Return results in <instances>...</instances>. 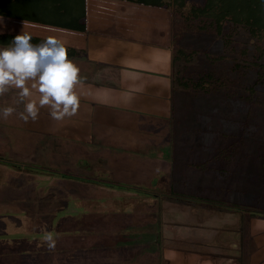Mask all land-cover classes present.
Segmentation results:
<instances>
[{"label": "rangeland", "instance_id": "rangeland-1", "mask_svg": "<svg viewBox=\"0 0 264 264\" xmlns=\"http://www.w3.org/2000/svg\"><path fill=\"white\" fill-rule=\"evenodd\" d=\"M203 1L185 0L182 13ZM51 3L46 1L47 9ZM165 10L172 48L195 52L182 73L197 78L211 70L210 94L175 86L170 115L157 120L145 116L149 122L139 132L141 143L131 138L134 133L127 135L140 152L135 157L125 152V158L142 162L143 170L154 175L149 185L136 180L143 170L130 169L129 175L114 169L118 174L114 179L104 163L96 164L94 173L78 165L62 152L60 138L38 131L19 117L21 107L6 120L0 117V264H166L160 245V209L172 199H185L167 192L169 175L159 177V171L167 168L177 190L202 196L185 199L183 206L234 210L229 203L221 206L205 197L223 198L253 206L257 218L251 221L253 226L264 224L258 220L264 219V56H257L258 47L264 48V37H252L228 22L223 35L213 29L202 31L201 21L194 19L189 25L184 15L172 17L171 8ZM39 15L45 18L46 14ZM63 20L69 18L63 16ZM175 32L178 39L173 37ZM8 94L0 97V108L9 106ZM132 145L125 142L128 148ZM223 147L226 157L213 160V153ZM157 153L165 157L154 156ZM201 162H206L205 171L197 168ZM164 178L167 185L161 187ZM240 209L244 235L236 260L244 264L254 246L248 247L246 234L251 231L245 226V207ZM251 230L254 233L257 228ZM49 235L52 249L46 239ZM180 249L188 258L202 255L193 245Z\"/></svg>", "mask_w": 264, "mask_h": 264}, {"label": "crops", "instance_id": "crops-1", "mask_svg": "<svg viewBox=\"0 0 264 264\" xmlns=\"http://www.w3.org/2000/svg\"><path fill=\"white\" fill-rule=\"evenodd\" d=\"M85 7V15L78 23L83 29L79 30L0 15L3 18L0 48L11 46L14 37L22 32L31 34L33 44L42 43L48 36L57 37L65 44L68 57L79 67L83 81L77 88L81 94L77 114L56 122L47 109H42L35 122L29 120L25 123L42 133L60 138L62 152L67 158L80 162L78 165L93 169L94 173L97 169L95 165L104 163L109 177L117 179L115 170L118 168L125 174H129L130 169H144L142 162H130L129 158H125V152L131 153L132 157L140 152L139 147L134 146L138 144L128 139L127 135L134 133L131 138L139 141L141 128L149 122L147 115L156 117V120L166 118L175 102L172 36L167 38L165 30L168 11L166 8L119 0H86ZM15 99V93L8 94L6 102L9 106L23 108L22 104H15ZM177 102L181 101L178 99ZM169 137L172 140L171 135H167ZM125 142H131L132 147H126ZM65 148L72 151H65ZM147 149L143 150L147 152ZM164 153L154 156L162 158ZM147 170L136 177L144 185L154 180V175ZM165 171H159V177L167 178L169 175L166 179L169 182L167 192L170 193L171 189L184 192L170 182L168 168ZM163 181L159 186L167 185L165 178ZM186 193L192 195L191 192ZM184 200L172 199L160 209V245L166 264H233V261L238 264L236 256L240 255V238L244 235L241 225L244 217L240 211L225 210L223 207L214 210L206 205L203 209L191 204L183 206L181 203L186 202ZM253 219L257 220L245 216V226L248 225L247 230L251 231L246 234L250 241L248 247L254 246V249L250 250L244 264H264V224L255 227L251 222ZM149 220L145 218L148 224L151 223ZM258 220L264 223V219ZM256 228V232L252 233L251 229ZM190 244L196 246L202 255L183 256L180 248H186V245L190 248ZM257 254L259 258H256Z\"/></svg>", "mask_w": 264, "mask_h": 264}, {"label": "trees", "instance_id": "trees-1", "mask_svg": "<svg viewBox=\"0 0 264 264\" xmlns=\"http://www.w3.org/2000/svg\"><path fill=\"white\" fill-rule=\"evenodd\" d=\"M48 0H0V15H4L14 19L33 21L39 23H50L54 26L83 29L79 25V21L83 19L86 12V0H53L51 8L45 7ZM130 2L138 5L155 8H171V16L179 13L184 15L183 20L186 24L194 19L201 21L199 29L209 31L213 29L216 34L223 35L224 25L228 22L231 28L242 27L246 29L252 37H264V0H204L200 5H192L185 14L182 10L185 7V0H119ZM43 5L42 7L40 5ZM35 13V14H34ZM39 13L46 14L45 18L40 17ZM50 16V17H49ZM53 16V17H52ZM63 16L69 18L64 21ZM174 39H178V33L175 32ZM259 54L264 56V48L258 47ZM194 50H188L185 47H175L173 49V82L176 87L185 91H191L194 94L208 95L214 85L212 72L204 71L197 78H191L189 75L182 73V70L188 68L187 65L193 59ZM219 58V57H218ZM222 58V57H221ZM220 58V59H221ZM258 58V57H257ZM179 63V66L177 65ZM264 69V65L261 66ZM180 69V70H179ZM225 147L219 148L213 153V160L218 156L226 157ZM224 150V153H222ZM231 148L229 147V151ZM206 162L198 164V169L203 171ZM205 171V170H204ZM170 194L180 198H198L202 196H194L186 192H176L171 189ZM206 200L225 206L229 203L235 209L245 207L247 217H254L253 206L241 205L236 202H228L225 199L208 198ZM199 200V199H197ZM241 210V209H240Z\"/></svg>", "mask_w": 264, "mask_h": 264}, {"label": "clouds", "instance_id": "clouds-1", "mask_svg": "<svg viewBox=\"0 0 264 264\" xmlns=\"http://www.w3.org/2000/svg\"><path fill=\"white\" fill-rule=\"evenodd\" d=\"M31 41V34L22 32L11 46L0 48V97L14 92L15 104L23 105L19 117L26 123L35 122L42 109L56 122L75 116L81 100L77 88L83 83L79 67L57 37L48 36L39 44ZM16 111L14 106H5L0 108V117L6 120ZM46 239L52 249V236Z\"/></svg>", "mask_w": 264, "mask_h": 264}]
</instances>
